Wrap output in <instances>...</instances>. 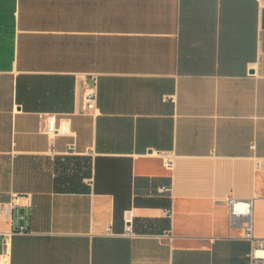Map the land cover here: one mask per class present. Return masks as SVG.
<instances>
[{
	"label": "crops",
	"instance_id": "0c3cea01",
	"mask_svg": "<svg viewBox=\"0 0 264 264\" xmlns=\"http://www.w3.org/2000/svg\"><path fill=\"white\" fill-rule=\"evenodd\" d=\"M228 196L264 200V0H0V264H249Z\"/></svg>",
	"mask_w": 264,
	"mask_h": 264
},
{
	"label": "built area",
	"instance_id": "2783aa9c",
	"mask_svg": "<svg viewBox=\"0 0 264 264\" xmlns=\"http://www.w3.org/2000/svg\"><path fill=\"white\" fill-rule=\"evenodd\" d=\"M97 85L96 81L93 84L87 86L82 96V112L91 113L96 109L97 102ZM45 131L48 135L53 136L56 134L66 135L69 134V119L61 117L58 121L55 119L54 114H49L46 117ZM51 148L53 142H51ZM52 150V149H51ZM70 150L74 151L75 146L71 145ZM88 151V150H87ZM162 158L163 165L167 168H172L174 164L173 156L159 152L157 153ZM170 188L167 186L159 187V192L168 191ZM12 197H16V192L11 193ZM258 196L251 197L249 199H238L234 196H228L225 202L228 207V226L231 228H237L240 230L237 238L247 240L250 243V250L248 253L249 264H264V236H258L255 233V202ZM9 204L0 205V213L4 215L9 214ZM164 213L171 215L170 208H165ZM28 212L26 210H17L13 217L14 228L13 232L26 233L28 229ZM124 229L122 234L127 237L136 236V232L133 229V216L130 210H126L123 214ZM169 239L171 236H168Z\"/></svg>",
	"mask_w": 264,
	"mask_h": 264
},
{
	"label": "rangeland",
	"instance_id": "374dc122",
	"mask_svg": "<svg viewBox=\"0 0 264 264\" xmlns=\"http://www.w3.org/2000/svg\"><path fill=\"white\" fill-rule=\"evenodd\" d=\"M255 225H259L264 232V200H261L256 204Z\"/></svg>",
	"mask_w": 264,
	"mask_h": 264
}]
</instances>
